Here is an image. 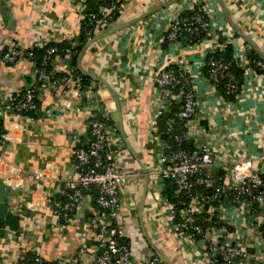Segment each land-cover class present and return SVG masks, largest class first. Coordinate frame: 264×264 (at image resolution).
<instances>
[{
    "label": "crops",
    "instance_id": "0c3cea01",
    "mask_svg": "<svg viewBox=\"0 0 264 264\" xmlns=\"http://www.w3.org/2000/svg\"><path fill=\"white\" fill-rule=\"evenodd\" d=\"M81 7L88 8L86 0H0V53L10 48L11 41L25 49L36 40L42 45L49 40L66 43L58 36L61 33L79 43ZM200 10L218 30L220 43L227 40L223 34H229L235 53L254 52L264 60V0H125L118 19L97 34L81 58L83 70L107 84L90 78L91 90L83 100L72 84L64 89L33 75L36 61L25 58L12 66L0 57V91L18 97L36 89L42 98L38 116L7 113L0 118L5 136L0 143V179L18 191L9 199V211L20 220L16 231L0 221V251L9 247V261L17 262L24 247L25 252L36 248L48 261L66 262L82 254L83 263H90L81 238L96 239L91 225L96 192L93 188L87 192L66 225L55 213L54 197L64 196L63 181L73 174L75 137L85 141L97 114L105 112L112 119L120 109L122 129L112 119V134L125 146L122 166L134 175L121 195L123 238L130 240L133 259L142 264L159 252L168 264H206L207 241L218 236L217 230L212 227L203 238L191 237L175 228L180 217L173 203L167 198L168 202H159L160 191H167L164 178L156 172L163 167L164 149L151 132V123L166 98L155 86L153 74L175 65L192 78L199 110L185 130V139L212 151L213 168L222 174L231 172L237 160H250L252 170L264 173V75L239 61L244 80L235 99L229 100L205 72L214 39L206 37L178 52L171 49L167 35L172 20ZM51 67L64 70L66 65L59 57ZM178 93L172 101L181 106ZM189 205L194 210L200 207L192 198ZM216 215L219 222L230 225L231 240L249 253L240 264H264V211L248 213L228 196L216 205Z\"/></svg>",
    "mask_w": 264,
    "mask_h": 264
},
{
    "label": "built area",
    "instance_id": "2783aa9c",
    "mask_svg": "<svg viewBox=\"0 0 264 264\" xmlns=\"http://www.w3.org/2000/svg\"><path fill=\"white\" fill-rule=\"evenodd\" d=\"M97 2L100 4L98 12L87 13L86 8L81 7L82 16L79 27L81 28L88 18L96 24L94 29L89 28L86 32V40L88 41L94 37V33L98 29V32H101L102 29L111 26L115 22L116 14L121 13L125 6V0L120 5L117 0H97ZM181 14L175 17L170 24L167 39L171 49L178 52L184 48L193 47L194 44L188 39L186 33L191 32L192 34L199 29L204 30L207 37L215 40L216 44L208 53L209 56L217 51L224 50L229 44L233 45V41L229 39V34H223L227 36V40H223L221 43L218 41L220 38L218 30L210 26L205 11H197L193 16L187 18ZM48 23L49 21L43 20V24L48 25ZM55 27L58 28L59 23H56ZM61 34L58 36L68 43L65 49H60L54 42L55 40L44 42V45L40 40H36L33 47L30 46L26 49L19 42L11 41L10 48L1 51L0 57L5 64L15 66L25 58L36 61L34 49L37 47L45 48L42 62L36 66L32 74H37L39 79L46 84L60 85L64 89L72 84L76 95L83 100L91 89L84 83L79 69L72 64L78 43L66 40L69 39V35ZM38 44L40 45L38 46ZM59 57L62 58L66 68L64 70H53L51 67L52 61ZM235 57L245 67L251 65L255 69L258 67L264 70V60L252 59L246 51L235 53ZM209 65L212 72L210 81L215 87L219 86L221 79L226 78L228 79L227 91L235 93L238 90V82L235 76L228 71L229 64L210 59ZM152 80L166 98V101L163 100V106L156 113L157 117L151 123V132L155 135L156 140L163 142L164 149L161 158L163 167L156 172L161 178H169L175 182L177 195L191 194L195 186H202L205 190H210L209 192L203 190L201 193L191 195V198L200 204L197 210L191 208L189 204L179 201L181 209L178 210L177 214H179L180 222L175 228L184 231L185 234L191 237L203 238L206 236V232L213 227L217 230L218 236L215 237L214 235L213 238L207 241L206 264H240L247 259L249 253L240 244L231 240V227L224 222L220 224L219 217L216 215V205L223 198L230 196L235 204L241 208L245 207L248 213H256L259 210L264 211V173L257 169L252 170L250 160H237L231 172L222 174L218 169L213 168L214 153L202 146L195 147L191 152L182 148L171 150L172 146L162 140V134L158 132V117L163 112L166 113L171 110V105L176 102L172 100L177 99L176 93L179 92L178 94L181 95L183 103L175 115L183 122V127L187 129L199 110L195 84L192 78L187 75L185 69L175 68V65L154 73ZM176 87H180V90L175 92L174 88ZM41 100L40 93L36 89H28L18 97L6 95L1 90L0 118L7 115V113L14 116H25L27 112L39 111ZM100 115L102 118L95 117L91 120L85 134V141H78L79 138L77 137L74 139L76 147L73 158V174L63 181L62 188L66 202L57 204L55 213L59 218L63 215L65 225L70 224L72 212L81 207L80 204L85 200L87 192L92 188H96V211L91 217V225L93 230L96 231V239L91 240V238L84 236L81 238L82 252L90 261L88 264H137L133 259L131 246L122 243L121 240L126 231L121 195L122 191L129 186L134 175L133 172L122 166L121 154L124 152L125 146L120 140L113 138L114 125L107 122L108 116L105 112ZM175 128L176 119H169L167 132L174 133ZM183 139H185V132L182 135H175L178 144ZM4 141L5 136L3 133L0 134V143H4ZM158 197L160 204L168 202L163 192L160 191ZM174 206L173 204V208ZM201 215L204 217V222L209 223V226H205L204 222H201ZM25 250L23 247L20 259L17 262H11L8 259L9 247H4V250L0 251V264H37L42 261H47L48 264H84L82 254L67 259L66 262L48 261L37 252L36 248L31 251H35L34 253L37 255L36 261L30 262L26 259L27 252ZM79 257L81 258L79 259ZM142 264L168 263L155 254L146 258Z\"/></svg>",
    "mask_w": 264,
    "mask_h": 264
},
{
    "label": "trees",
    "instance_id": "16d2710c",
    "mask_svg": "<svg viewBox=\"0 0 264 264\" xmlns=\"http://www.w3.org/2000/svg\"><path fill=\"white\" fill-rule=\"evenodd\" d=\"M118 1V4L120 5L124 0H117ZM86 3L88 4V8L86 9V12L87 13H92V12H98L99 10V4L97 2V0H86ZM193 14L195 13H190V12H187V13H183V16L185 18L187 17H191L193 16ZM120 16V13H117L116 14V18H115V21L118 19V17ZM207 19V18H206ZM96 27V24L95 22H93L91 19H86L85 22L83 23L81 29H80V41L76 47V55L74 56L73 60H72V64L77 68V65L79 63L78 61V58H79V55L81 54V52L83 51V48L85 47L86 43L88 42V40H86V32L88 31L89 28H92L94 29ZM109 27L107 28H104L102 30H106L108 29ZM95 31V30H94ZM99 31V29H98ZM97 31V32H98ZM97 32L94 33V37L97 36ZM100 33V32H98ZM187 36H188V39L191 41V43H198L199 40H202L204 38H206V32L202 29H199L197 32H194L191 34V32H187L186 33ZM93 37V38H94ZM223 41V39H222ZM60 49H65L67 46H68V43H61V44H56ZM34 53H35V59H36V62H37V65H40V63L42 62V58L45 54V48H35L34 49ZM250 57L253 59H260L262 60L261 58H259L258 55L254 54V52H251L250 53ZM210 59L212 60H218V61H221V62H224L226 64H229V68H228V71L233 74L238 82V90L235 92V93H230L227 91L226 89V84L228 82V79H221L220 82H219V86H217V88H219L220 92L224 95L225 98L229 99V100H234L236 95L239 93V90L241 88V85L243 83V77H244V71L242 68L239 67V61L237 60V58L235 57V53H234V47L232 44H229L226 46V48L222 51H217L215 52L214 54H212L211 56L208 55V65L205 69V72L206 74L208 75V77L210 78V75H211V66L209 65V62H210ZM169 67H172V66H168L166 67L169 68ZM49 68V67H48ZM176 68V67H175ZM50 69V68H49ZM78 69V68H77ZM256 70H258L260 73H262L264 75V70L260 69V68H256ZM79 73L82 75L83 77V81L85 84H88V82L91 80L89 76H85L81 73V71L79 70ZM175 92L180 90V87H176L174 88ZM21 96V95H19ZM84 99V98H83ZM180 109V104L177 105V104H172L171 105V110L169 112H166V113H163L160 118L158 119V129H159V132L163 135V139L168 142L172 148L171 150H176V149H179V148H182V149H185V150H188V151H193L195 146L192 142V140H189V139H183L182 142H180V144H178V142L175 140V135H182L186 128L183 127V122L180 121L177 117H176V112L179 111ZM27 115L28 116H38L39 115V111H36V112H27ZM95 117L97 118H102L101 115L97 114ZM171 118H175L176 119V128H175V131L174 133H168L167 132V122L169 121V119ZM105 119V118H104ZM107 122L110 124V125H114L113 124V121L111 119V117H107ZM4 129H3V123L0 121V134H3L4 132ZM164 183L166 185V188H167V191L164 193V197L169 199L170 202H172L175 206H176V209L179 210V208H181V204L179 203V201L181 202H185L187 204H189L190 200H191V195L192 194H195V193H201L203 190H205L202 186H195L193 188V191L191 192V194H183V195H177L176 194V184L175 182L172 180V179H169V178H164ZM94 191L96 192V196H97V190L96 188H93ZM205 191H210L209 189H206ZM56 200H58V204H64L66 202V197L65 196H57V197H54ZM95 205H96V202H95ZM179 216V214H177ZM201 222H204V217L201 216L200 218ZM60 221L63 222V215L60 216ZM205 226H209V223L207 222H204ZM220 224H222V222H220ZM212 225V224H210ZM3 227V224L0 222V234H1V229ZM264 229V227H263ZM193 233V232H191ZM196 238H198V236H196ZM122 240V243H125L127 245L130 246V240L127 239V238H121ZM36 253L34 252H27L26 253V259L29 260L30 262H35L36 261ZM20 262V261H19ZM37 264H48L47 261H42V262H38Z\"/></svg>",
    "mask_w": 264,
    "mask_h": 264
},
{
    "label": "water",
    "instance_id": "95a60500",
    "mask_svg": "<svg viewBox=\"0 0 264 264\" xmlns=\"http://www.w3.org/2000/svg\"><path fill=\"white\" fill-rule=\"evenodd\" d=\"M80 38H78L79 40ZM97 39V36L92 38L91 40H89L85 47L83 48V51L81 52V54L79 55L78 58V68L81 71V73L85 76H89L94 80H101L102 83L104 84V86H107V84L104 82L103 79L99 78L95 73L93 72H86L85 70H83V68L81 67V58L83 57L85 51L87 50V48ZM112 119L115 123H117L119 125V127L122 129V113L121 110L118 109L117 111L113 112L112 114ZM18 193L17 190H10L9 187H7L4 182L0 179V221L4 222L7 226H9V228L11 230H18L20 227V220H19V215L10 212L9 210V197H11L12 195ZM158 256H160L165 262L166 259L161 256V254L158 252L157 254Z\"/></svg>",
    "mask_w": 264,
    "mask_h": 264
},
{
    "label": "rangeland",
    "instance_id": "374dc122",
    "mask_svg": "<svg viewBox=\"0 0 264 264\" xmlns=\"http://www.w3.org/2000/svg\"><path fill=\"white\" fill-rule=\"evenodd\" d=\"M176 103V102H175Z\"/></svg>",
    "mask_w": 264,
    "mask_h": 264
}]
</instances>
